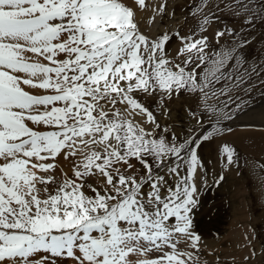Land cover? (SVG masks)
Masks as SVG:
<instances>
[{"label":"snow or ice","instance_id":"snow-or-ice-1","mask_svg":"<svg viewBox=\"0 0 264 264\" xmlns=\"http://www.w3.org/2000/svg\"><path fill=\"white\" fill-rule=\"evenodd\" d=\"M146 8L0 0V264H209L192 217L207 186L200 149L264 102V43L246 54L264 0H192L186 35L143 31ZM225 10L234 25L210 40ZM153 13L149 24L166 2ZM181 94L192 101L182 133L157 116ZM218 160L247 169L264 196V163L228 143Z\"/></svg>","mask_w":264,"mask_h":264},{"label":"rangeland","instance_id":"rangeland-1","mask_svg":"<svg viewBox=\"0 0 264 264\" xmlns=\"http://www.w3.org/2000/svg\"><path fill=\"white\" fill-rule=\"evenodd\" d=\"M158 2H166L168 14L163 17L159 16L158 21L156 19L152 24H149L147 21L154 14L153 8L157 6ZM191 2L192 0H146L147 8L137 13L139 26L146 23L147 25L145 24L144 27L142 25L140 28L150 34L165 30L172 32L179 30L182 35H186L194 27L190 17L186 20V16H188L186 6ZM214 2L221 3V0H214ZM218 15L221 17L220 22L211 24L205 33L213 41L217 28L234 25V21L227 10L218 13ZM140 21L143 22L140 23ZM251 39L258 41V43L249 47L246 54L252 59H256L260 53V44L264 43V27L257 26ZM179 46V41L175 38L172 39L167 45L169 55H175ZM165 103L169 110L168 115L164 116L157 112L162 126H171L180 133L191 127L188 123L187 109L192 101L186 94H181L179 97L173 96L171 100H166ZM260 104L264 105V102L258 101L256 106ZM194 123L193 120L192 124ZM228 126L235 132L239 129L252 128L249 124H232V122ZM225 135L227 133L222 136ZM218 139L221 138L205 143L200 149V156L208 169L207 186L199 185L201 188V192L198 194L199 206L193 209L192 217L195 231L201 236V259L207 260L209 264H216L217 256L219 257V264H264V196H261L258 188L254 186L253 178H250L247 169L241 175H237L235 168L225 170L219 166L218 156L213 149V144ZM252 141L262 143L261 150L260 152L257 151L255 160L264 163L263 133H245L240 137H235L229 145H241ZM239 153L242 154V152ZM241 157L245 160L248 159L246 154H242ZM221 172L224 173L225 179L217 186L213 181L219 177ZM217 212L221 215L224 214V221L220 223V228L212 234L209 223L214 219ZM241 237L243 238L242 243L245 240L242 245ZM253 250L255 255H252ZM243 254L245 256H242ZM235 256L236 258H234ZM246 256L249 257L247 261L244 259Z\"/></svg>","mask_w":264,"mask_h":264},{"label":"bare ground","instance_id":"bare-ground-1","mask_svg":"<svg viewBox=\"0 0 264 264\" xmlns=\"http://www.w3.org/2000/svg\"><path fill=\"white\" fill-rule=\"evenodd\" d=\"M158 1H160V0H158ZM160 3L161 2H158L157 6ZM137 17H139V16L137 15ZM158 19H159V16H157V21H158ZM142 20L146 21L144 19H142ZM142 22L140 21V23H142ZM145 24L146 23H143L140 26L143 25V27H144ZM232 124H249L252 128H244L243 130L239 129V131L236 130V132L233 130L234 131V132L232 131L233 133H230V134L227 133V135L222 136L221 139L216 140L215 144H213L214 145L213 149H214L215 154L217 156H218V149H219V147L221 146L222 143L230 144L235 137H240V136L244 135L245 133L261 132V133L264 134V105L260 104L259 106H255L252 109H250L249 111L244 112V114L243 115L242 114L239 115L238 118H236L232 122ZM234 147L238 150V152H242V154H246L248 156V159L249 158H254L255 159L257 151L260 152V150H261L262 143L260 141H252V142H246V143L241 144V145H234ZM242 154H240V155L242 156ZM219 166L221 168H223L221 163L219 164ZM220 212H222V211H220ZM223 215H221V213L217 212L216 216L214 217V219L209 223V229H210V232L212 234L214 232H216L218 230V228H220V223L224 221V216ZM242 239L243 238L241 237V245L245 242V240H243V243H242ZM241 245H240V247H241ZM242 256H245V255L243 254ZM242 256L240 255V257H242ZM240 257H237V258L241 259ZM234 258H236V256ZM242 261L246 262L244 259H242Z\"/></svg>","mask_w":264,"mask_h":264}]
</instances>
